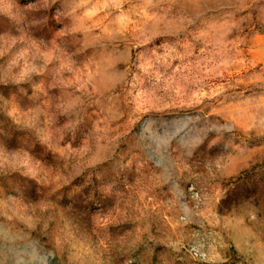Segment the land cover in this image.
Listing matches in <instances>:
<instances>
[{"label": "rangeland", "instance_id": "obj_1", "mask_svg": "<svg viewBox=\"0 0 264 264\" xmlns=\"http://www.w3.org/2000/svg\"><path fill=\"white\" fill-rule=\"evenodd\" d=\"M0 264H264V0H0Z\"/></svg>", "mask_w": 264, "mask_h": 264}]
</instances>
